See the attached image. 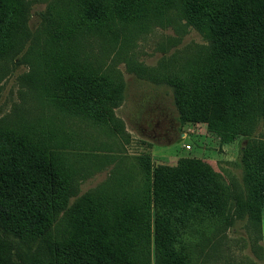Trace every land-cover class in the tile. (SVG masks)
<instances>
[{"label": "trees", "instance_id": "trees-1", "mask_svg": "<svg viewBox=\"0 0 264 264\" xmlns=\"http://www.w3.org/2000/svg\"><path fill=\"white\" fill-rule=\"evenodd\" d=\"M39 1L0 0V61L30 43L24 57L47 122L0 125V264H208L236 218L261 233L264 141L243 151L245 190L200 160L153 168L137 156L76 199L89 156L65 151L55 124L111 132L123 75L85 52L86 39L131 67L139 39L172 11L210 48L173 78L181 118L227 139L247 135L264 119V0H58L33 41L27 16Z\"/></svg>", "mask_w": 264, "mask_h": 264}, {"label": "rangeland", "instance_id": "rangeland-1", "mask_svg": "<svg viewBox=\"0 0 264 264\" xmlns=\"http://www.w3.org/2000/svg\"><path fill=\"white\" fill-rule=\"evenodd\" d=\"M57 1L32 3L27 26L33 41L43 33ZM164 15L162 21L158 19L161 22L154 23L155 30L139 39L131 52L134 55L126 57L134 63L131 67L112 62L117 49L102 53L97 40L85 41L88 46L85 52L97 55L106 61L102 64L114 66L113 70L123 75V88L115 96L111 132L79 120L66 119L67 123L55 124L62 134L65 151L89 156L93 173L81 181L76 199L101 188L110 176H121V163L130 165L137 156L149 158L153 168L175 167L180 159L200 160L227 182L236 184L239 190L246 188L242 154L249 144L264 141V119L259 118L247 135L227 139L207 122H188L181 118L173 78L191 68L210 48L199 31L186 26L172 11ZM27 49L30 43L15 58L0 61L2 127L6 122L16 121L38 129L47 125L33 97L34 80L24 57ZM261 215L259 234L249 226L247 218H236L208 264H264V209ZM19 245L23 252L29 248L28 240Z\"/></svg>", "mask_w": 264, "mask_h": 264}]
</instances>
